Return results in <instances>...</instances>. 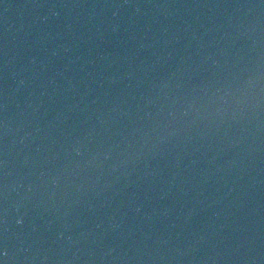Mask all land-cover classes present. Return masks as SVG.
<instances>
[{"label": "water", "instance_id": "water-1", "mask_svg": "<svg viewBox=\"0 0 264 264\" xmlns=\"http://www.w3.org/2000/svg\"><path fill=\"white\" fill-rule=\"evenodd\" d=\"M2 264H264V0H0Z\"/></svg>", "mask_w": 264, "mask_h": 264}, {"label": "snow or ice", "instance_id": "snow-or-ice-1", "mask_svg": "<svg viewBox=\"0 0 264 264\" xmlns=\"http://www.w3.org/2000/svg\"><path fill=\"white\" fill-rule=\"evenodd\" d=\"M0 264H2V261H0Z\"/></svg>", "mask_w": 264, "mask_h": 264}]
</instances>
